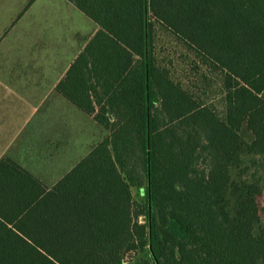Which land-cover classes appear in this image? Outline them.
I'll list each match as a JSON object with an SVG mask.
<instances>
[{
  "label": "trees",
  "instance_id": "obj_1",
  "mask_svg": "<svg viewBox=\"0 0 264 264\" xmlns=\"http://www.w3.org/2000/svg\"><path fill=\"white\" fill-rule=\"evenodd\" d=\"M68 1L98 29L56 91L106 134L50 188L0 158V264H264V0ZM157 25L219 73L222 112Z\"/></svg>",
  "mask_w": 264,
  "mask_h": 264
},
{
  "label": "crops",
  "instance_id": "obj_2",
  "mask_svg": "<svg viewBox=\"0 0 264 264\" xmlns=\"http://www.w3.org/2000/svg\"><path fill=\"white\" fill-rule=\"evenodd\" d=\"M37 1L0 0V158L11 156L50 188L68 172V163L81 160L67 151L83 124L99 126L56 91L98 24L72 2L54 0L62 20L50 27L51 11L30 17Z\"/></svg>",
  "mask_w": 264,
  "mask_h": 264
},
{
  "label": "rangeland",
  "instance_id": "obj_3",
  "mask_svg": "<svg viewBox=\"0 0 264 264\" xmlns=\"http://www.w3.org/2000/svg\"><path fill=\"white\" fill-rule=\"evenodd\" d=\"M57 3L58 2L54 0L37 1L32 8L30 17L42 11H51V14L46 19L51 27L54 24L53 21L55 19L62 20L58 13L61 6ZM43 16L44 15L40 13V19H42ZM76 25H78V21ZM93 25H95V23H93ZM91 29H94V27ZM155 43L156 55L158 56V59L170 69L173 79L181 82L184 87L191 88L193 91L196 90L198 92L197 87H201L204 102L211 105L217 111L222 112L224 110V101L220 89L221 79L219 73L214 74L210 72L202 63L196 61L189 48L182 41L176 39L170 31L166 30L161 25H157ZM204 75H206V78ZM200 79H203L204 81L202 82ZM86 128L87 127L84 123L82 135L78 137L79 140L76 146L73 147L72 145L73 148L68 149V156L71 155L72 158L77 159L81 156L82 160L91 148L106 134V131L100 126L94 125L93 127ZM65 168L69 171L72 167H70L68 163ZM133 193L135 198L139 199V191L136 188H133ZM259 203L261 207L262 221L264 223V194L259 198Z\"/></svg>",
  "mask_w": 264,
  "mask_h": 264
}]
</instances>
